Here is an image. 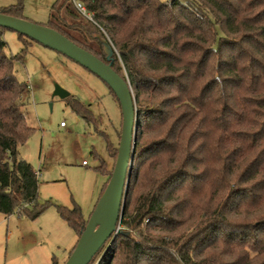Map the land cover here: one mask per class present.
Segmentation results:
<instances>
[{"label": "trees", "instance_id": "trees-1", "mask_svg": "<svg viewBox=\"0 0 264 264\" xmlns=\"http://www.w3.org/2000/svg\"><path fill=\"white\" fill-rule=\"evenodd\" d=\"M22 2L0 13L20 19ZM44 27L106 64L97 36L107 39L111 68L134 97L120 219L133 238L119 231L89 264H264V0H56ZM3 30L0 214L35 220L49 204L39 203L37 175L18 154L32 132L22 114L29 92L4 53ZM94 159L107 183L106 163ZM58 213L78 239L87 222L80 209Z\"/></svg>", "mask_w": 264, "mask_h": 264}, {"label": "rangeland", "instance_id": "rangeland-1", "mask_svg": "<svg viewBox=\"0 0 264 264\" xmlns=\"http://www.w3.org/2000/svg\"><path fill=\"white\" fill-rule=\"evenodd\" d=\"M55 1L23 0L20 19L45 26ZM15 3L0 0V10ZM2 40L6 57L14 58L17 82L26 84L29 92L22 114L32 132L18 154L37 174L39 203L49 205L35 220L0 214V264H64L77 236L58 207L76 205L84 221L90 217L106 183L95 169L99 161L94 156L112 172L116 154L109 157L100 133L116 153L122 122L119 105L99 78L63 55L36 42L25 44L10 30L2 31ZM55 86L69 97L53 96ZM69 99L88 108L96 123L76 115Z\"/></svg>", "mask_w": 264, "mask_h": 264}, {"label": "water", "instance_id": "water-1", "mask_svg": "<svg viewBox=\"0 0 264 264\" xmlns=\"http://www.w3.org/2000/svg\"><path fill=\"white\" fill-rule=\"evenodd\" d=\"M0 28L22 35L75 62L99 78L118 102L122 122L113 170L73 250L64 263L89 264L103 245L108 240L112 241L122 216L135 147L136 110L132 89L127 79L121 78L111 68L114 50L107 39L97 36L105 59L109 62L106 64L48 27L0 13ZM53 96L65 99L69 94L55 86ZM120 234L133 238L127 230H122Z\"/></svg>", "mask_w": 264, "mask_h": 264}, {"label": "built area", "instance_id": "built-area-1", "mask_svg": "<svg viewBox=\"0 0 264 264\" xmlns=\"http://www.w3.org/2000/svg\"><path fill=\"white\" fill-rule=\"evenodd\" d=\"M75 7H76V9H77L82 15L85 16V9H84V7H82L80 4H77V3H75ZM35 175H37L36 172H35ZM122 230H123V229H121L120 221H119L118 224H117V227H116V234H117L119 231H122Z\"/></svg>", "mask_w": 264, "mask_h": 264}, {"label": "crops", "instance_id": "crops-1", "mask_svg": "<svg viewBox=\"0 0 264 264\" xmlns=\"http://www.w3.org/2000/svg\"><path fill=\"white\" fill-rule=\"evenodd\" d=\"M61 126H62V124H61Z\"/></svg>", "mask_w": 264, "mask_h": 264}]
</instances>
